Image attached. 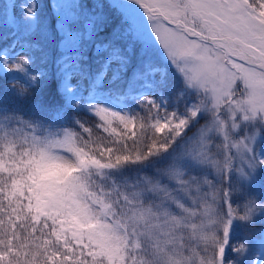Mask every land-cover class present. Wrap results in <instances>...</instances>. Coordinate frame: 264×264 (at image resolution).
<instances>
[{"label": "snow or ice", "instance_id": "obj_1", "mask_svg": "<svg viewBox=\"0 0 264 264\" xmlns=\"http://www.w3.org/2000/svg\"><path fill=\"white\" fill-rule=\"evenodd\" d=\"M0 264H264V0H0Z\"/></svg>", "mask_w": 264, "mask_h": 264}]
</instances>
